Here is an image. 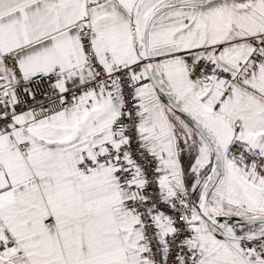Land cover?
Segmentation results:
<instances>
[{
    "label": "snow or ice",
    "instance_id": "6c2138e0",
    "mask_svg": "<svg viewBox=\"0 0 264 264\" xmlns=\"http://www.w3.org/2000/svg\"><path fill=\"white\" fill-rule=\"evenodd\" d=\"M0 264H264V0H0Z\"/></svg>",
    "mask_w": 264,
    "mask_h": 264
}]
</instances>
